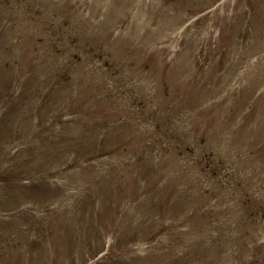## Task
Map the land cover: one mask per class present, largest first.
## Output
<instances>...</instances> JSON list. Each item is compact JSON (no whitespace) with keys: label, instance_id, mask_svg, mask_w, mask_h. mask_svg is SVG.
<instances>
[{"label":"rangeland","instance_id":"1","mask_svg":"<svg viewBox=\"0 0 264 264\" xmlns=\"http://www.w3.org/2000/svg\"><path fill=\"white\" fill-rule=\"evenodd\" d=\"M0 179L6 263L264 264V0H0Z\"/></svg>","mask_w":264,"mask_h":264},{"label":"trees","instance_id":"2","mask_svg":"<svg viewBox=\"0 0 264 264\" xmlns=\"http://www.w3.org/2000/svg\"><path fill=\"white\" fill-rule=\"evenodd\" d=\"M38 247L40 248L41 245H38ZM11 257H9L8 255L5 254H0V260H2L4 263H6V260L10 259ZM21 261L16 259V260H9L7 261L6 264H21Z\"/></svg>","mask_w":264,"mask_h":264}]
</instances>
